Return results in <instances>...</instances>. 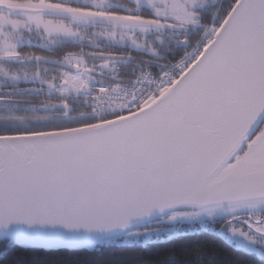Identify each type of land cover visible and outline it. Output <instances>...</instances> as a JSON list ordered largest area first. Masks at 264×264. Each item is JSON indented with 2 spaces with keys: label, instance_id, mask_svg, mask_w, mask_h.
<instances>
[{
  "label": "snow or ice",
  "instance_id": "snow-or-ice-1",
  "mask_svg": "<svg viewBox=\"0 0 264 264\" xmlns=\"http://www.w3.org/2000/svg\"><path fill=\"white\" fill-rule=\"evenodd\" d=\"M14 248L264 264V0H0Z\"/></svg>",
  "mask_w": 264,
  "mask_h": 264
},
{
  "label": "trees",
  "instance_id": "trees-1",
  "mask_svg": "<svg viewBox=\"0 0 264 264\" xmlns=\"http://www.w3.org/2000/svg\"><path fill=\"white\" fill-rule=\"evenodd\" d=\"M227 256V253H225ZM25 259V264H70L71 258L65 257L63 255L50 256L46 253H22L20 249H12L9 251L7 257L0 260V264H15L17 259ZM231 259L235 261H242L244 257L242 254H237Z\"/></svg>",
  "mask_w": 264,
  "mask_h": 264
}]
</instances>
